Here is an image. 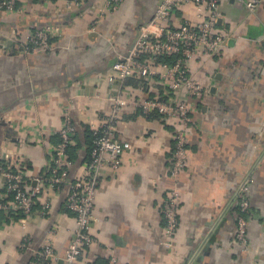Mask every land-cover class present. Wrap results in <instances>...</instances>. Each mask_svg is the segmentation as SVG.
I'll return each instance as SVG.
<instances>
[{
	"label": "crops",
	"instance_id": "obj_1",
	"mask_svg": "<svg viewBox=\"0 0 264 264\" xmlns=\"http://www.w3.org/2000/svg\"><path fill=\"white\" fill-rule=\"evenodd\" d=\"M245 1L221 0L218 30L228 34L227 46L192 63L206 92L194 99L191 113L174 251H167L162 240L175 126L128 105L115 135L133 147L124 167L107 169L98 185L91 228L95 242L80 264H108L111 254L120 264H264V0L253 11ZM104 3L26 0L12 13L0 10V156L21 161L29 187L46 169L66 111L77 127L74 145H82L76 161L69 157L70 179L85 174V128L93 130L109 117L117 91L108 80L113 65L152 19L158 0H124L95 25ZM200 11L184 4L171 25ZM47 24L60 28L52 49L24 52L27 35ZM129 79L123 89L128 97L163 94L155 80ZM247 175L253 178L250 252L236 241L239 187ZM2 184L0 177V192ZM47 193V215L40 213L42 194L26 227L0 213V264H31L33 249L45 243L52 229L56 253L63 256L68 249L76 225L66 207L68 186ZM26 234L31 248L22 249ZM54 264L66 263L59 259Z\"/></svg>",
	"mask_w": 264,
	"mask_h": 264
},
{
	"label": "built area",
	"instance_id": "obj_2",
	"mask_svg": "<svg viewBox=\"0 0 264 264\" xmlns=\"http://www.w3.org/2000/svg\"><path fill=\"white\" fill-rule=\"evenodd\" d=\"M26 0H0V10L14 12L18 4ZM124 0H105L99 7V17L116 11ZM243 1V0H242ZM262 0H247L248 9L255 10ZM81 4L82 0H69ZM221 0H158L152 19L141 25L139 34L126 53L118 55L109 83L117 87L111 96L112 110L101 125L93 129V147L86 172L79 178L70 179L68 150L76 143L77 127L68 111L55 134L59 141L51 147L50 159L44 173L29 179L22 169L21 161L0 156V177H3V191L0 192V213L11 220H18L24 227L34 215L37 197L45 194L46 199L40 213L47 215L51 200L47 191L68 186L66 207L75 215L74 235L63 256L53 247L56 229L49 231L44 244L33 249L31 264H54L63 260L66 264H80L86 249L95 242L91 231L96 193L107 169L119 172L126 164L127 154L133 145L131 141L116 137L115 130L122 111L128 105L144 114L157 112L175 126V149L169 166L172 185L163 205L165 217L163 247L173 252L179 227L180 177L188 160V140L192 127L191 113L194 99L206 92L205 84L194 74L192 63L205 56L221 53L227 46L228 34L218 30ZM195 4L201 11L192 18H183L176 26L171 25L175 12L184 4ZM94 26L92 29H95ZM60 28L55 24L40 26L31 31L22 42L24 52H38L52 49V40ZM16 32V31H15ZM171 59V60H169ZM155 80L162 87L163 94L145 98H131L123 94L127 79ZM253 181L247 175L240 184L239 213L237 215L236 241L246 252L251 251L249 243V222L251 202L248 197ZM31 236L26 234L22 249L31 248ZM256 258L254 257V262ZM108 264H120L118 257L111 254ZM189 264V263H188Z\"/></svg>",
	"mask_w": 264,
	"mask_h": 264
},
{
	"label": "trees",
	"instance_id": "obj_3",
	"mask_svg": "<svg viewBox=\"0 0 264 264\" xmlns=\"http://www.w3.org/2000/svg\"><path fill=\"white\" fill-rule=\"evenodd\" d=\"M171 60V59H169ZM130 79H127V81H129ZM138 81V80H136ZM139 82V81H138ZM145 115H151V116H155L157 115V117H161V115L157 112H152V113H149V114H145ZM57 138V141L55 143H57L59 141V137L58 135L55 137ZM93 130L90 129L89 127H86L85 128V144L87 146V149H86V157H85V160L86 162L88 163L91 159V151H92V147H93ZM81 142H79L77 145H72L69 147V150H68V155H70L69 157L71 159H73L74 161H76L78 158H79V149L81 148ZM36 206V205H35ZM34 206V208H35ZM68 209V208H67ZM20 217V215H16L15 218L18 219ZM33 259V257H32Z\"/></svg>",
	"mask_w": 264,
	"mask_h": 264
}]
</instances>
